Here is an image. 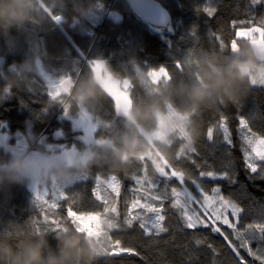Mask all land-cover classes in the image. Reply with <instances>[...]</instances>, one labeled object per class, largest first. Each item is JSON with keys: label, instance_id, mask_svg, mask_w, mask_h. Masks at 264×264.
<instances>
[{"label": "trees", "instance_id": "1", "mask_svg": "<svg viewBox=\"0 0 264 264\" xmlns=\"http://www.w3.org/2000/svg\"><path fill=\"white\" fill-rule=\"evenodd\" d=\"M155 1L170 13L173 32L159 30L138 19L128 0H39L36 14L23 30L13 31V45L0 37V134L3 131L19 132L13 141L22 137L28 151L81 149L86 143L80 138L82 128L75 125L74 117L86 110L94 122L109 125L107 129H98L95 137L99 142L89 146H119L125 137L132 136L141 142L126 164L93 168L84 176L88 179L63 188L67 199L60 200L58 207L49 213L55 214L52 218L64 220L71 206L78 214L100 212L103 217V200L97 201L93 195V189L97 187L96 177L99 175L106 180L115 175L120 181L118 197L110 189L106 193L104 184L98 190L109 198L110 203L116 204L120 216L109 214L105 217L99 226L98 237L85 235L68 222L59 231L50 230L47 225L35 228L33 222L43 221L48 207L45 205L42 210L33 203L31 188L27 184H17L0 191V242H8L19 249L25 243L44 238L55 249L62 236L72 230L94 240L103 249L104 256L93 264H260L246 249L239 248L233 231L220 222L222 232L237 245L239 256L219 233L203 227L196 230L184 228L178 212L169 210V201L164 205L167 232L149 236L139 228L138 222L130 228L123 225L131 202L137 198H141V203L145 202L142 197L146 194L135 191L139 186L131 177L142 174L145 163L149 175H155L151 161L160 164L165 159L175 168L191 173L209 195H212V188L220 187L221 195L243 209L241 231L249 223L264 222L259 215L264 207V179L259 178V172L252 174L254 178L249 177L238 131L239 119L243 116L253 132L264 136V86L252 85L250 92L238 101L202 106L194 115L188 109L184 87L205 73L226 66L241 46L253 45L251 41L239 40L238 50H230L235 31L242 27L247 31L249 27L261 26L259 21L264 18V5L250 10L249 0H220L214 7V16L208 17L202 11L205 0ZM197 8L201 11L197 12ZM108 10L118 13L119 19L108 16ZM241 21L245 23L241 24ZM233 22H236L235 28ZM193 26L197 28L195 39L190 36ZM210 32L223 39L224 51L220 50L219 41L209 36ZM27 58L33 61L31 72L25 75L9 70L14 63ZM36 59L40 60V66ZM197 59L198 62L187 65L182 71H176L174 67L176 60ZM94 60L104 61L108 72L119 81L131 83V110L151 109L149 118L142 119L138 125H129L126 115L116 112L114 100L95 80L89 63ZM41 66L51 72L53 83L41 77ZM160 66L166 67L167 75L150 74V70ZM89 80H94L103 94L86 104L81 99L80 90L81 85ZM221 116L227 117L233 141L231 146L223 140V131L219 128ZM210 127L213 129L211 140L207 138ZM146 133L152 135L146 136ZM181 136L190 137L191 142H182ZM164 138L170 141L166 150L161 144ZM192 144L197 149L192 159L199 167L189 159H176L180 148L188 151ZM11 152L14 151L0 146V163H4ZM141 156L150 157V160L142 162L138 159ZM201 170H229L235 183L200 179ZM185 183L194 195L199 196L190 181ZM171 187L180 185L173 180L168 184L169 191ZM57 188L45 185L49 190V203L52 202V189ZM192 208L203 212L199 205L194 204ZM138 210L134 209L133 214ZM228 213V219L234 222ZM110 223H117L120 227L110 229ZM197 239L202 241L200 245H196ZM117 240L120 247L133 249L134 254L110 255L111 244ZM249 246L259 254L264 249V241H251Z\"/></svg>", "mask_w": 264, "mask_h": 264}, {"label": "snow or ice", "instance_id": "2", "mask_svg": "<svg viewBox=\"0 0 264 264\" xmlns=\"http://www.w3.org/2000/svg\"><path fill=\"white\" fill-rule=\"evenodd\" d=\"M264 5V0H249V9L252 10L257 6ZM197 12L201 9L197 8ZM203 13L208 17H212L215 14L216 9L211 7V0H205V7L202 9ZM244 24V21L240 22ZM249 24L252 23L251 20L248 21ZM261 26H252L244 30L242 27L239 31L234 32L235 38L230 42V50H238V41H251L253 43L260 42L264 43V18L259 21ZM236 27V22H233V28ZM258 34V36L256 35ZM190 36L194 39L197 37V28L193 26L190 30ZM209 36L214 41H219V48L221 51H224L226 46L223 39L220 36H217L215 33H209ZM196 61H184L176 60L174 62L176 71H182L187 65L192 64ZM92 65L94 71L103 68V62L100 60H94L89 62ZM154 72L168 74V71L165 66H160L158 69L150 70V74ZM68 79H71L70 77ZM125 86L128 91H117L119 84L118 82L113 81L110 84L105 85L106 91L109 92L110 97L114 99L115 105L120 101L122 95L129 96L131 95L130 89L132 87L129 81H125ZM252 85L264 86V78L260 80L252 81ZM227 117H220L219 128L223 131V140L226 145L231 146L233 144L231 133L228 129L226 123ZM108 124H103L100 122H92L90 124L83 125L84 135L81 137L85 142H91L94 138V133L98 129H107ZM241 136V150L243 152V159L245 161V169L249 173L250 178L252 174L259 172V178L264 179V136H258L252 129L249 127L248 121L241 116L239 119V129ZM207 138L211 140L213 138V129L210 127L207 131ZM182 142L190 143V137L181 136ZM197 149L193 146L190 147L188 151H185L183 148H180L176 153V159H189L191 160L194 166H197L196 160L192 159V154L196 153ZM140 161L144 162L150 160V157L141 156L138 158ZM152 166L154 167L155 175L150 176L148 173V166L145 163L142 174H137L131 177L135 185H138L139 188L135 191H140L146 195L142 197L145 202L141 203L140 199H134L131 202V206L128 207L127 214L124 217L123 225L125 227H132L134 222H138L139 228L144 232L145 235H159L162 232H167L168 229L165 227L166 221V209L164 207L165 202H170L169 210H176L178 212V218L183 222V226L186 229L196 230L200 227L208 228L213 233H219L224 237L228 242L229 246L232 248L233 252L239 256V251L237 245L233 244L229 240L228 236L225 235L221 226L218 224L220 222L222 225H226L229 229L235 234V239L239 242V248H244L248 251V254L255 257L260 261V264H264V249H261L260 253L253 252L250 245L251 241H264V222L260 223H249L243 227V231L240 230V215L243 211L237 204H235L230 199H226L221 195L220 187L212 188V195H209L207 192H204L200 187L197 179H194L191 173H187L183 170L175 168L169 160L165 159L162 163L157 164L154 161H151ZM199 167V166H197ZM199 178L204 179L208 178L211 180H226L230 184L235 183L233 176L230 175L229 170H221L219 172L215 171H199ZM88 179V176L83 177L81 180ZM177 181L180 187H171L170 191L168 184L170 181ZM186 181H190L198 195H194L193 191L189 190V187L186 185ZM104 184L105 192L110 189L111 192L115 193L116 196H119L120 191V181L115 175L110 176L106 180H102L98 175L96 177L97 187L93 189V195L97 201L103 200L104 209L103 217L100 212L94 213H81L78 214L76 211L72 210V207L69 206L67 209V215L64 220L59 218H52L55 214H49L52 209L58 207L59 201L62 199H67L65 197L63 188L52 189L51 192V203L47 197H49V190L45 189L43 192L39 188L33 187L30 191L33 193L34 199L33 203L37 204L44 209V206L47 205L48 212L43 216V221H34V227L39 228L42 225H47L50 227V230L59 231L65 222L70 223L77 231L83 232L88 236H99L100 234V225L103 223L105 217H108L109 214H113L114 217H119L120 212L118 207L114 202L110 203L107 196H102L98 190L100 185ZM161 184L164 185L161 188ZM202 197V199L200 198ZM199 205L203 209V212H199L196 209L192 208V205ZM158 205V206H157ZM218 205V206H217ZM134 209H140V211L133 214ZM230 215L234 218V222L228 219V210ZM259 215L264 218V207L259 211ZM120 227L119 224L115 223L109 224L110 229ZM111 239V238H110ZM196 245L202 243L201 240L197 239L195 241ZM211 248V245H208ZM112 251L110 255L119 256L121 254H134V250L130 248L120 247V241H115V244H111ZM241 261L243 258H240Z\"/></svg>", "mask_w": 264, "mask_h": 264}, {"label": "clouds", "instance_id": "3", "mask_svg": "<svg viewBox=\"0 0 264 264\" xmlns=\"http://www.w3.org/2000/svg\"><path fill=\"white\" fill-rule=\"evenodd\" d=\"M39 0H0V37L11 46L15 43L13 31L23 30L26 23L36 14ZM33 69V61L27 58L10 66V71L27 74ZM264 78V48L248 43L241 46L230 57L226 66L205 73L201 78L185 85L188 109L195 110L210 104L236 102L246 96L252 81ZM81 99L89 103L98 99L103 90L94 80L81 85ZM151 115V109L135 108L126 113L129 125H138ZM152 133H146L151 136ZM140 141L136 136L125 137L122 144L92 145L81 149L41 152L38 154L15 151L0 163V191L12 185H48L70 188L78 183L93 168L126 164L135 155ZM161 144L168 146L167 138ZM192 145H190L191 147ZM103 249L92 239L69 230L53 249L46 239L41 238L23 244L19 249L8 242H0V264H93L104 256Z\"/></svg>", "mask_w": 264, "mask_h": 264}, {"label": "rangeland", "instance_id": "4", "mask_svg": "<svg viewBox=\"0 0 264 264\" xmlns=\"http://www.w3.org/2000/svg\"><path fill=\"white\" fill-rule=\"evenodd\" d=\"M219 1L220 0H211V7H216L218 5ZM107 15L112 17L113 19H119L118 13L114 12L113 10H108L107 11ZM59 18L62 20V17H59ZM253 45H256V46H259L261 48H264V43L256 42V43H253ZM102 62H103V68L94 71L95 80L101 86V88L110 96L109 92L106 91L105 85L110 84L113 81H115V82H118V84H119V87H118L117 91H123V90L128 91V89H126L125 83L119 81V79L117 77H115L111 73H109L107 68H106V65H105L104 61H102ZM39 74L48 83H53L54 82V80H52L53 79V75L45 67L41 66L39 68ZM68 88H69V86H68ZM130 102L131 101H130V97L129 96L122 95L120 101L116 104V112L118 114H121V115H126V113L131 110V103ZM83 112H84V114H83ZM74 122H75V125H77V127L82 128L83 125L90 124V123H92L94 121H93L92 117L90 116V114H88V112L85 110V111H82V113H79L78 115H76L74 117ZM0 127H1V123H0ZM3 127H4V125H3ZM16 134H19V132L10 133L9 131H3V133L0 134V146L6 148L8 150H11V151L13 150L14 152L15 151H22V152H25V153H32V154L40 153L39 151H34V150L28 151L27 143H25L24 139L22 137H20V136L16 137L14 139V141H13V137ZM84 134L85 133H84V130L82 128L81 129L80 138ZM93 135H94V138H93V140L91 142H85L84 140L83 141L85 143H87V144L98 143L99 141L96 139L95 133ZM72 149H76V148L72 147V148H69V149H63V150H60V151H56V153H59V152H62V151H68V150H72ZM52 152H54V150ZM48 153H51V152H48ZM33 187L39 188L41 190V192H43V190H45V185L32 186L31 189ZM138 211H140V209ZM228 211L230 212L231 210L229 209Z\"/></svg>", "mask_w": 264, "mask_h": 264}, {"label": "water", "instance_id": "5", "mask_svg": "<svg viewBox=\"0 0 264 264\" xmlns=\"http://www.w3.org/2000/svg\"><path fill=\"white\" fill-rule=\"evenodd\" d=\"M134 15L145 21L151 27L165 32H173V23L170 13L155 0H128ZM40 66V60H37Z\"/></svg>", "mask_w": 264, "mask_h": 264}]
</instances>
